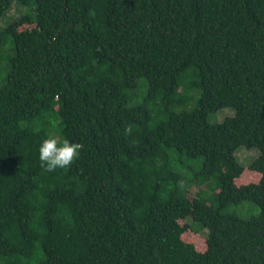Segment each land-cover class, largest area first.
Returning <instances> with one entry per match:
<instances>
[{"label": "trees", "instance_id": "16d2710c", "mask_svg": "<svg viewBox=\"0 0 264 264\" xmlns=\"http://www.w3.org/2000/svg\"><path fill=\"white\" fill-rule=\"evenodd\" d=\"M14 2L34 14L0 32V264H264V0H0V18ZM50 134L83 144L70 168L41 167ZM245 201L257 217L226 211Z\"/></svg>", "mask_w": 264, "mask_h": 264}, {"label": "rangeland", "instance_id": "374dc122", "mask_svg": "<svg viewBox=\"0 0 264 264\" xmlns=\"http://www.w3.org/2000/svg\"><path fill=\"white\" fill-rule=\"evenodd\" d=\"M33 4L30 2L25 6L18 4L17 2L12 3L10 9L4 13L0 18V32H3L9 24L13 21L19 19L21 16H30L33 17ZM15 54V48L12 43V39L9 36H5L2 44H0V88L4 85L7 78V73L11 69V58ZM196 80V77L193 75V72L190 70L185 78L184 82H191ZM147 93V85L145 81L141 80L138 83V88L136 90V100L135 102L139 103L142 101L143 97ZM194 94V92H191ZM190 94V93H189ZM193 106V103L187 106V109H190ZM234 115L233 110L226 108L222 109L215 114L209 117L211 123H221L226 117H231ZM258 156L256 150H246L244 148H239L236 152V158L241 165L245 168L252 163V161ZM259 179V175L252 172H244L241 176L238 183H249L256 182ZM197 191L196 188L190 190V196ZM227 212L233 213L242 219H250L252 217H257L260 213L259 207L252 202H242L237 205H231L226 209ZM194 229H197L199 234L194 236L193 242L196 245L198 250L203 251V240L206 237L207 231L205 229H200L199 225L193 224Z\"/></svg>", "mask_w": 264, "mask_h": 264}, {"label": "clouds", "instance_id": "9594fccd", "mask_svg": "<svg viewBox=\"0 0 264 264\" xmlns=\"http://www.w3.org/2000/svg\"><path fill=\"white\" fill-rule=\"evenodd\" d=\"M126 131L130 132L131 127L129 126ZM83 147L82 143H73L67 139L61 142L56 135L50 134L48 138L42 141L39 148L41 167L48 173H52L58 168H70L73 163L79 160ZM185 186L183 180L178 182V187L181 190Z\"/></svg>", "mask_w": 264, "mask_h": 264}]
</instances>
